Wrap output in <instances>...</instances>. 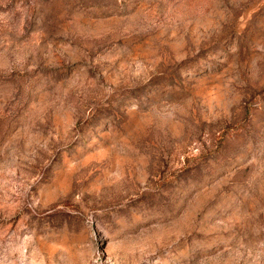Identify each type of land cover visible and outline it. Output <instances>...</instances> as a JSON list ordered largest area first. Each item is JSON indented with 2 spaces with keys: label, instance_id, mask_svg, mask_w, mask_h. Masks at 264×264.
I'll return each mask as SVG.
<instances>
[{
  "label": "rangeland",
  "instance_id": "1",
  "mask_svg": "<svg viewBox=\"0 0 264 264\" xmlns=\"http://www.w3.org/2000/svg\"><path fill=\"white\" fill-rule=\"evenodd\" d=\"M0 264H264V0H0Z\"/></svg>",
  "mask_w": 264,
  "mask_h": 264
}]
</instances>
